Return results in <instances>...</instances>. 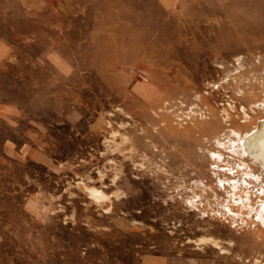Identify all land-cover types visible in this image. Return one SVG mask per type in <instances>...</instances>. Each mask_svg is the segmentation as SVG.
Segmentation results:
<instances>
[{"label": "rangeland", "instance_id": "374dc122", "mask_svg": "<svg viewBox=\"0 0 264 264\" xmlns=\"http://www.w3.org/2000/svg\"><path fill=\"white\" fill-rule=\"evenodd\" d=\"M65 3L86 15L91 53L104 10H132L192 58L98 72L64 38ZM243 5L0 0V264H264V37L191 47L263 21L262 1Z\"/></svg>", "mask_w": 264, "mask_h": 264}, {"label": "bare ground", "instance_id": "6f19581e", "mask_svg": "<svg viewBox=\"0 0 264 264\" xmlns=\"http://www.w3.org/2000/svg\"><path fill=\"white\" fill-rule=\"evenodd\" d=\"M65 1L67 2V0ZM237 1H240L238 14L239 16H241L246 13L243 5L245 0H234L235 3ZM259 1H262L264 6V0ZM35 3L25 2L24 5H27L28 7H34ZM64 8L65 10L63 20L58 23L60 29L66 26L68 27L66 34H64V38L68 39V42L71 45L70 47L74 51L78 52L79 60L82 63H86L88 55L92 56L90 58L91 63L92 65H94L95 70L98 72L112 74L118 69V63L124 61L127 58L130 59L131 57L136 56H141L146 59H153L158 65H171L174 64L177 60H179L180 62L185 60L189 61L190 58H192L188 50L172 46V43L176 40V37H180L179 32L172 31L170 29V26L167 25L162 27L149 25L147 24L146 20L136 17L135 13L132 10H129V12H116L119 16L115 15V13L104 10V18L95 24V28L98 31V35L95 36V41H97L96 44H99L98 47L101 48V52L103 53V55H101L97 51L91 53L86 45L81 44L83 41L82 30L85 28L87 19L86 15L83 13L82 15H80V17L77 16V12L69 3H65ZM248 8L249 7L247 6L246 9ZM254 12L257 13V16L263 21H261L260 23L257 22L255 24L246 23L244 29H241L237 26L225 28L223 30H220L218 38H197L195 39V41H193L191 47L195 50L197 49L199 53L210 52L213 53V55L217 53H215V50L217 48L223 49V52H225L226 54L235 52L240 53L242 47H247L250 45V41L251 43H253L252 41H258L260 40V38L264 37V16L260 17L257 9L254 10ZM234 17L235 19L237 18L236 15ZM179 39H181V37ZM217 55L218 54H216V56ZM193 57H195L196 60L198 56L193 55ZM171 67L173 68V66ZM181 67L182 66L180 65L179 68L181 69ZM168 69L170 70V68ZM175 69L177 68L175 67ZM183 71L184 70H182V72ZM182 72L180 73L182 74ZM176 74L177 77H179L178 73ZM168 126L172 128L171 124H169ZM171 130L173 132L174 128H172ZM262 130L260 132H264V127H262ZM253 134L255 135V133ZM253 137L254 136H251L245 139V144L247 146V150L249 151H251L250 149H253L249 144L254 143ZM252 152L255 153V150H252ZM93 192L96 196L101 195L99 191L94 190Z\"/></svg>", "mask_w": 264, "mask_h": 264}, {"label": "crops", "instance_id": "0c3cea01", "mask_svg": "<svg viewBox=\"0 0 264 264\" xmlns=\"http://www.w3.org/2000/svg\"><path fill=\"white\" fill-rule=\"evenodd\" d=\"M143 264H178V263L169 262L168 259L160 256H152L149 258L148 257L145 258Z\"/></svg>", "mask_w": 264, "mask_h": 264}]
</instances>
